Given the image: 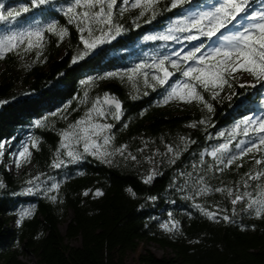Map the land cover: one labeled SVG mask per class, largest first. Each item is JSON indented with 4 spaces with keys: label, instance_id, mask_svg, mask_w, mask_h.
I'll use <instances>...</instances> for the list:
<instances>
[{
    "label": "trees",
    "instance_id": "1",
    "mask_svg": "<svg viewBox=\"0 0 264 264\" xmlns=\"http://www.w3.org/2000/svg\"><path fill=\"white\" fill-rule=\"evenodd\" d=\"M202 1L192 0L184 8ZM71 2H51L19 17L0 20V37L45 30L39 49L25 52V42L0 59V263L30 264L22 257L31 256L34 264H127L129 253L136 252L142 242H154L170 252L158 256L146 250L139 254L137 264H264V216L256 217L244 203L232 205V197L223 192L195 196L191 186L193 178L203 175L214 188L245 190L244 174L255 167L252 154L237 162L243 167L233 165L218 173L215 158L206 151L229 142L228 133L241 124L240 116L251 109L249 102L255 96L260 99L261 91L258 94L257 89L235 78L230 80L231 87L225 86L215 98L211 92L202 93L212 105L208 112L202 102L173 99L163 103L171 86L183 79L180 73L155 89L149 86L155 83L150 80V69H145L149 84L142 76L134 81L127 77L99 79L141 62L150 64L153 58L184 46L186 51L192 50L199 42L144 39L166 32L167 23L180 17V8L164 11L147 24L143 22L147 17L137 20L139 9H132L116 17L126 31L73 63L83 44L76 25L69 24L64 15ZM0 4L4 6L0 11L7 15L8 10L31 7V0H0ZM263 6L262 0H252L253 8ZM53 21L68 29L63 40L46 31ZM136 23L140 27H135ZM105 93L122 103L120 120L109 117L103 121L114 125L107 150L127 145L125 155L114 154L107 163L84 154L81 160L67 163L60 147L61 131L83 118L96 97ZM37 120L42 122L40 126ZM201 120L206 122L201 124ZM221 132L225 135L220 136ZM243 138L238 134L231 140L232 152L238 151L235 144ZM33 140L37 141L35 148L31 147ZM169 145L180 149L175 163L170 162ZM25 146L31 156L12 173L9 164ZM59 159L66 165L53 168V161ZM153 172L155 178L145 183V177ZM34 177H39L35 182L38 189L27 183ZM53 182L59 183V190L45 195ZM250 183L253 186L247 191L255 193V185L264 180ZM29 187L33 188L31 194L25 192ZM97 189L104 194L95 197ZM50 195H56L57 201H51ZM195 204L232 219L210 220ZM25 211L30 214L24 216ZM14 219H19L17 227L11 226ZM170 219L180 222L179 231L161 228ZM62 224L67 225L65 233ZM72 239H80V244L68 241Z\"/></svg>",
    "mask_w": 264,
    "mask_h": 264
},
{
    "label": "snow or ice",
    "instance_id": "2",
    "mask_svg": "<svg viewBox=\"0 0 264 264\" xmlns=\"http://www.w3.org/2000/svg\"><path fill=\"white\" fill-rule=\"evenodd\" d=\"M49 3L51 0H31V7L21 6L18 10H8L7 15L0 11V20L7 21L10 17H19L32 8H38ZM191 3L192 0H167V3L165 0H72L64 10V15L68 17L69 24L76 25L80 33V41L83 44V49L73 57L72 62L76 63L82 60L100 46L116 39L122 32L126 31L124 25L117 22V15L123 16L129 10L139 9L136 19L147 17L143 21L147 24L164 11L183 9L185 5ZM162 4L164 5L163 8L160 7ZM262 5H264V0H262ZM3 7V4H0V9ZM135 27H140V24L136 23ZM46 31L56 35L60 40H63L68 33L66 27L58 26L55 21L47 24ZM193 31L195 34H192ZM180 33L188 34L181 37ZM44 35L45 30L37 28L32 31L0 37V59L4 58L7 53L16 51L25 42V52H30L33 48L39 49L42 46ZM200 37L207 38L210 43L207 45L200 43L189 51H172L159 59L153 58L150 64L141 62L123 73L109 72L99 79L127 77L128 80L134 81L136 76H142L144 83L149 84V71L145 69H150L152 70L150 80L155 83L149 84V86L155 89L157 85L164 86L171 77L180 73L183 79L171 86L163 103H168L173 99H178L183 103L197 101L202 102L208 112L213 110L212 105L205 101L202 93L211 92L212 97L215 98L225 86L231 87L230 80L236 78V73L249 74L258 82L264 81V7L261 10H252V0H217L207 10H188L182 13L178 19L172 22L166 32L146 36L144 39L194 41L199 40ZM214 37L215 40H213ZM198 53L199 55H197ZM36 55L39 57L40 52L37 51ZM182 64L186 67L182 68ZM169 68L174 71H170ZM243 86L241 85V87ZM121 113L122 103L120 100L108 93H105L103 97H96L84 117L69 124L68 128L60 133V147L64 150L63 155L68 158L67 163L81 160L84 154L104 159L107 163L112 162L109 157L114 154L124 156L127 145L116 147L111 152L107 150L112 142V136L109 133L114 125L103 122L109 117L120 120ZM205 122L201 120L199 123ZM41 123L40 120L36 121L37 126H40ZM191 126L195 127L196 125ZM238 134H242L247 140L237 142L235 148L238 151L232 152L230 143ZM219 135L224 136L225 133L221 132ZM228 136L229 142L220 144L209 155L215 158L217 162L215 171L220 173L233 165L237 168L243 167V163L237 162L252 154L251 159L255 167L244 174L246 179L242 180V186L245 190L233 191L227 187L214 188L205 180L203 175L193 178L191 186L195 189V196H205L213 191L226 193L227 196L232 197V205L244 203L249 212L260 218L264 216V183L255 185L258 189L255 193L249 192L247 189L253 186L250 182L264 180V118L259 116L245 118L241 124L236 125L228 133ZM181 141L187 143V139L184 137H181ZM36 146L37 141L33 140L31 147L35 148ZM2 147L3 145L0 144V148ZM167 151L172 154L170 162L175 163L176 158L180 155V149H174L173 146L169 145ZM30 156L29 147H23L17 153L16 166L20 167L22 163H27ZM129 156L132 160L136 159L131 154ZM65 165L66 161L63 159L55 160L52 163V167L56 169ZM210 170L206 169V171ZM156 174L155 172L149 174L145 177L144 182L150 183ZM188 175L191 177L190 173ZM38 181L39 177H34L27 183L38 189L39 183H35ZM59 187V183H51L50 187L46 189L45 195L49 192L58 191ZM25 192L31 194L33 188H26ZM103 194L99 189L94 192L95 197H100ZM84 195H88V192H85ZM48 198L53 202L57 201L56 195H50ZM188 198L192 199V197ZM194 206L210 220L230 221L232 219L228 215L221 217L219 211L209 210L199 204ZM29 214L27 211L23 213L24 216ZM171 215L169 213V216ZM161 228L168 232H176L179 231L180 222L170 219L161 224Z\"/></svg>",
    "mask_w": 264,
    "mask_h": 264
},
{
    "label": "rangeland",
    "instance_id": "3",
    "mask_svg": "<svg viewBox=\"0 0 264 264\" xmlns=\"http://www.w3.org/2000/svg\"><path fill=\"white\" fill-rule=\"evenodd\" d=\"M216 2H217V0H203L202 3L199 4L198 6L189 7V8L186 7V8H183V9L180 8V11H181L180 13L182 14L184 12H187L188 10H207L208 7H210L212 4H214ZM252 10H261V8L260 7H254V8L252 7ZM169 26H171L170 22L167 23L166 29ZM192 34H195V32H193ZM200 39L199 40H194V42L195 41L199 42ZM202 39H204L203 43L205 45L210 43L207 40V38L202 37ZM215 39L216 38L214 37L213 40H215ZM189 63L191 64V62H189ZM183 67H186V65H184ZM235 77L238 80V83L248 84V85L254 87L255 89H257L258 94L261 91V94L258 95V97L260 98L259 100H258L257 96H255L254 99H252L249 102V106H250L251 109L247 113H243L240 116V119H241V120H239V121H241L240 123H242L245 118H254V117H258V116L264 118V82H262V81L258 82L251 75L245 74V73H240V72L236 73ZM242 140H247V138L244 137ZM213 149H214V147L213 148L212 147L209 148L206 151V153L209 154ZM9 169H10V171L12 173H16L17 171H19V167H17L16 163L13 162V161L9 164ZM18 224H19V219H14L11 222V226L12 227L13 226L17 227ZM60 228H61L62 232L65 233L66 229H67V225L66 224H62L60 226ZM68 241L70 243L74 244V245H79L80 244V239H72V240H68ZM146 250H150V251L154 252L158 256H163V255H166V254H168L170 252V250L169 251H167V250L164 251L158 244H156L154 242H142L140 244V246L138 247V250L136 252L129 253V255L127 256V259H126L127 264H137L139 254L145 252ZM22 258H23V260L29 262L30 264H34V258L33 257L24 256Z\"/></svg>",
    "mask_w": 264,
    "mask_h": 264
},
{
    "label": "water",
    "instance_id": "4",
    "mask_svg": "<svg viewBox=\"0 0 264 264\" xmlns=\"http://www.w3.org/2000/svg\"><path fill=\"white\" fill-rule=\"evenodd\" d=\"M55 1H63V0H51V2H55ZM171 79V78H170Z\"/></svg>",
    "mask_w": 264,
    "mask_h": 264
}]
</instances>
